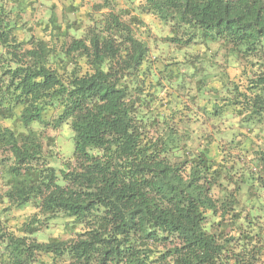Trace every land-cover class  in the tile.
Here are the masks:
<instances>
[{
	"label": "clouds",
	"instance_id": "obj_1",
	"mask_svg": "<svg viewBox=\"0 0 264 264\" xmlns=\"http://www.w3.org/2000/svg\"><path fill=\"white\" fill-rule=\"evenodd\" d=\"M0 264H264V0H0Z\"/></svg>",
	"mask_w": 264,
	"mask_h": 264
}]
</instances>
